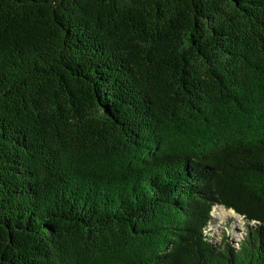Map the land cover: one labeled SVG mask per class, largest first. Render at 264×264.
<instances>
[{
    "label": "trees",
    "instance_id": "1",
    "mask_svg": "<svg viewBox=\"0 0 264 264\" xmlns=\"http://www.w3.org/2000/svg\"><path fill=\"white\" fill-rule=\"evenodd\" d=\"M0 264H264V0H0Z\"/></svg>",
    "mask_w": 264,
    "mask_h": 264
},
{
    "label": "rangeland",
    "instance_id": "2",
    "mask_svg": "<svg viewBox=\"0 0 264 264\" xmlns=\"http://www.w3.org/2000/svg\"><path fill=\"white\" fill-rule=\"evenodd\" d=\"M216 210L215 216H212L207 233L214 240V242H220L222 238H229L233 244L242 240L246 233L249 231L253 223L249 224L235 213L233 210H226L221 206ZM223 240V239H222Z\"/></svg>",
    "mask_w": 264,
    "mask_h": 264
},
{
    "label": "bare ground",
    "instance_id": "3",
    "mask_svg": "<svg viewBox=\"0 0 264 264\" xmlns=\"http://www.w3.org/2000/svg\"><path fill=\"white\" fill-rule=\"evenodd\" d=\"M218 209V207H214L213 210H212V216L214 217L215 216V213H216V210Z\"/></svg>",
    "mask_w": 264,
    "mask_h": 264
}]
</instances>
